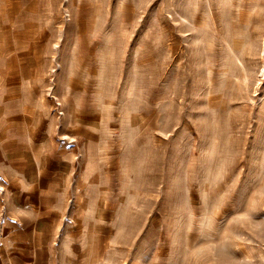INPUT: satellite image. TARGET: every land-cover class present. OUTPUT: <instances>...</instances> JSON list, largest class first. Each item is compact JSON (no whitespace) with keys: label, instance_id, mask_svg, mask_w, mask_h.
I'll return each mask as SVG.
<instances>
[{"label":"rangeland","instance_id":"rangeland-1","mask_svg":"<svg viewBox=\"0 0 264 264\" xmlns=\"http://www.w3.org/2000/svg\"><path fill=\"white\" fill-rule=\"evenodd\" d=\"M0 264H264V0H0Z\"/></svg>","mask_w":264,"mask_h":264},{"label":"bare ground","instance_id":"bare-ground-1","mask_svg":"<svg viewBox=\"0 0 264 264\" xmlns=\"http://www.w3.org/2000/svg\"><path fill=\"white\" fill-rule=\"evenodd\" d=\"M212 5V4H211ZM208 6H210V5H208ZM209 8V7H208ZM208 10H210V8L208 9ZM212 12H213V10H212ZM211 12V13H212ZM209 14H210V12H209ZM209 17H211L210 15H209ZM238 60H240V59H238ZM242 63V62H241ZM241 65H243V64H241ZM246 79H247V77H245Z\"/></svg>","mask_w":264,"mask_h":264}]
</instances>
